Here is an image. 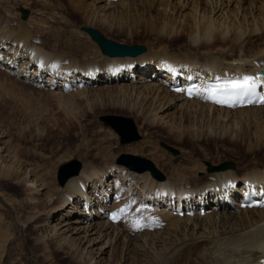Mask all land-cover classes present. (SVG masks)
Masks as SVG:
<instances>
[{
	"label": "rangeland",
	"instance_id": "obj_1",
	"mask_svg": "<svg viewBox=\"0 0 264 264\" xmlns=\"http://www.w3.org/2000/svg\"><path fill=\"white\" fill-rule=\"evenodd\" d=\"M177 1L179 0H173L171 3L176 7L174 16L178 20L175 23L178 29L170 26L164 27L163 21H157V9L159 10L157 5L150 9L144 7L141 4V0H119L115 2L116 4L113 3L108 11V23L110 26H114L111 31L107 30V26L87 22L79 11L70 6L72 0H0V44H2V41L3 43L6 41L7 46L4 47V55L13 51L14 53L20 52V55H24V58L29 56L28 52L32 56L39 54L38 57L49 55L47 57L50 59L59 56L63 59L61 62L64 69L70 66V62L79 61L78 65H80L86 57L90 58V60L91 58L92 60H98V62L107 58L102 54L99 46L91 37L81 30L82 27H90L99 30L107 39L116 43L127 46H145L148 52L144 55L151 53L160 57L169 56V58L173 55L174 61L176 63L180 62L177 63L179 66L190 62L192 64H188L195 65V70L205 67L208 54L212 51L214 55H216L215 51L216 53L219 52L216 56L220 64H222L221 66H227V61L230 63L232 59L239 60L241 52L245 54L246 50L249 53L252 45H256L251 41L252 37L249 32H247V35L242 36V39L239 36L238 39H235L236 35H228L223 42L216 37L217 41L214 39L210 44H206L208 42L200 38H196L198 39L196 40L194 36L188 33H190V27L192 28L195 22L199 20V15L195 19V13L190 9L181 11L178 7L179 5L176 4ZM257 5L260 6V0H254V2L246 0L244 6L251 10ZM22 8L30 11L26 21L22 19L20 12ZM247 15L250 17L251 12L247 11ZM256 15L253 14L251 19L253 20ZM243 19L244 16L241 17V20ZM181 24L186 28L182 29ZM171 28L174 32L170 31ZM179 29H182L184 34L178 32ZM170 34L173 35L171 36ZM20 38L27 40V44H24V46H27L26 52L20 51L24 46L19 47L20 50L15 49L17 43L18 45L21 43ZM245 42H248V44ZM6 47L8 48L6 49ZM220 50L223 52H220ZM188 54L195 58L187 56ZM177 57H179V60ZM173 58L171 56L170 59ZM128 59L133 60V58ZM198 59H201V62ZM226 59L227 61H225ZM189 60H192V62ZM199 64L200 66H198ZM135 78L137 77L135 76L133 81L137 82L136 86H138L137 89L140 91L143 84L140 83V78ZM109 85L108 87L106 82L97 83L96 87L84 85L77 90L84 89L86 91L80 97L77 95L76 90H67L66 92L50 90L42 86V84L41 86L40 84H34L28 78H20L9 70L0 68V138H3L0 143V154L7 155L8 153L9 158L12 156V160L8 164H11V166L20 165L23 171L31 174V176L34 175L29 183L19 181L13 176L11 178L3 176L4 173L0 176V264H90V260L85 259L87 253L99 251L101 253L102 251L107 252V255L104 256V261L111 255L114 258L113 264H121V260L125 256L126 235L138 233L137 231H130L128 218H125L118 225L113 224L115 229L106 230L105 233L112 234L116 232L119 235L117 240L113 241L112 248H108L111 246V242L109 244V239L105 238L96 241L95 243H98L97 246H94L92 242V246L89 248L88 245L79 244V242L72 244L71 240H65L64 237H59L58 239L54 235V230L58 228L56 225L62 223L58 221L63 213L62 210H58L60 206L58 198L62 196L67 187V184L65 185L66 187L59 186L58 170L62 165L73 160H78L82 163V172L85 168L92 167V169L94 168L93 170L108 173V169L111 167H113L114 172L122 168L116 164L119 156L131 154L153 162L156 168L166 177L164 182L169 181L173 185H178L176 182H178L180 176L176 174L179 173L180 169L192 168L196 172L194 173L196 177H205V174H209L207 163L219 166L226 162H234L236 165L234 173L235 175H240V177L250 175L254 171L264 172V140H259V138L264 137V107L262 109L256 107L261 110H255L248 116V120L251 122H249L250 126L242 127L246 132L249 131L251 140L241 142L240 139L238 140L233 135L230 137L221 135L218 136L219 138L222 137L220 139L214 136L209 137L210 139L205 138L202 141L199 137L194 138V136H191L189 138L186 136L184 143L180 144L175 136L164 130V126L172 124L168 123L170 118L179 116L177 107L169 112L170 118L166 119L164 117L166 120H159L155 116L161 117L162 115L160 112L156 113V111L152 110L153 105L150 97L147 98L146 95H144L145 97L142 95L137 96L136 93L129 92L122 93V97L128 99L125 101V105L123 104L124 106H111L108 105L109 100L104 101L103 98L105 97L101 96L108 93L107 90L112 93L114 89L115 92L112 94L115 95L118 91L116 89L120 87L118 83ZM12 100L15 104L11 102ZM141 100H145L144 103L143 101L140 102ZM180 104L179 102L178 105ZM133 106L136 107L138 112L142 111L147 114L145 119L151 121L152 124H147L145 119H142L133 109L129 110ZM232 112H237V110ZM105 115L132 119L137 126L141 140L122 145L120 137L115 131L100 120V116ZM233 117L240 119L241 116L236 113ZM240 126L239 128H241ZM255 134L260 136H254ZM197 140L198 142H196ZM248 146L252 149H257L251 152ZM171 149L178 151V154L171 151ZM3 151L6 152L4 153ZM192 163L195 166L192 167ZM201 168L205 172H201ZM123 170L126 173H131L125 168ZM91 176H93L92 173ZM34 180L35 182H32ZM108 180L111 185L109 190L114 193L108 201L112 203L109 209H116L122 205V198L125 195L123 193V185L119 186L118 177ZM187 182L188 179L185 180V183ZM139 191L141 192L140 189ZM117 192H119L120 197H117ZM142 192H144L141 193L142 195L145 194V189ZM105 206L107 207L108 205ZM140 206L138 205L135 209V213L144 214ZM147 206H150V204H144L145 208ZM153 207L155 211L158 210V225L154 228L157 229L145 232L154 233L163 229L169 230V222L172 223V219H169V221L168 216H166L167 213H164L165 215L162 214V208L156 209L155 206ZM234 208H237L235 212L243 213V209ZM105 212L107 215V210ZM135 213L132 216L129 215V217L131 219H141V215L138 213L136 215ZM203 214L202 216H204ZM151 215L154 216L155 212L152 211ZM97 216L98 218H95L93 223L105 222L104 220H99L101 216H99L98 212ZM65 219L66 217L64 216L63 220ZM181 219L185 218L181 217ZM87 224H92V222ZM214 230L222 231V228L214 227ZM95 238L96 236H92L89 241ZM148 244L151 245V242L149 241ZM114 245L116 250L113 249ZM197 246H204V244ZM75 253H78L77 256H80V258L83 256L82 260L78 257L76 258ZM156 253L155 250H152L147 259L143 254H139L142 258L131 254L133 256L132 262L137 261L136 264H152V257ZM195 258H197V255L193 254L191 263L196 260ZM179 262L182 264L184 257L180 258ZM92 264H95V261Z\"/></svg>",
	"mask_w": 264,
	"mask_h": 264
},
{
	"label": "bare ground",
	"instance_id": "obj_2",
	"mask_svg": "<svg viewBox=\"0 0 264 264\" xmlns=\"http://www.w3.org/2000/svg\"><path fill=\"white\" fill-rule=\"evenodd\" d=\"M141 1V4L146 8L151 9L154 5L159 7V10L157 9V21H163L164 27L170 26L178 29V27L175 26V23L178 20L174 16L176 13V7L171 3L173 0ZM202 1H205L206 4ZM245 1L246 0H179L176 2L181 11L183 9H190L193 11L196 16L195 19H197L199 15V20L195 22L192 28L190 27V33L188 34L194 36L195 39L200 38L207 41L208 43L205 42L206 44H210L217 38L223 42L228 35H236L234 37L235 39H238V36L242 39V36L247 35V32L251 34V41L256 45H252L251 49L249 48V53L244 49L245 54L241 52L242 54H239L241 58L237 57L239 60L232 59V62L230 61L229 63L227 58L225 60L228 62L227 66H221L222 64H220V61L216 56L219 54L218 49V53L215 51L216 55L212 53L213 51L208 54L207 60L205 61L206 68L203 66L204 68H197V70H195V65H190L192 64L190 62H188L190 64L187 62L185 64L181 63L182 65L179 66L177 63H180L178 61L180 55L177 57L178 60H176L178 62L176 63L173 55L170 53L169 55H171L173 59H170L171 56L170 58L169 56L160 57L151 53L144 55L148 50L146 53L142 54L143 56L140 55L135 58H111L103 54L100 46L92 38L91 39L99 46L102 54L107 57L102 61L98 62V60H92V58L90 60V58L86 57L80 65H78L79 61H69L70 64H68L70 66L63 69L64 66H62L63 64L61 62L63 59L59 56L50 59L47 57L49 55L38 57L39 54L32 56L28 52L29 56L24 58V55L21 56L20 52L14 53L11 51L10 54L4 55V63L2 66H5L7 70L20 78H28V80H31L34 84H40V86L42 84V86L47 87L50 90H61L63 92H66L67 90L77 91L84 85L87 87H96V84L101 82H106L108 87L110 86L109 84L112 85L118 83L120 88L116 89V91H118L115 95L112 94L115 92L114 89L112 90V93L110 90H107L108 93L101 96L105 97L103 98L104 101L109 100L108 105L122 107L125 101L128 100L127 98L125 99L122 97V93H136L137 96L142 95L143 97L146 95L147 98L150 97L152 100V110L156 111V113L160 112L162 115L161 117H155L163 121L170 118V115H168L169 112L171 109L177 107L179 116L170 118L168 123L172 124L164 126V130L175 136L180 144L184 143L183 141L184 138H187L186 136L189 138L191 136H194V138L199 137L203 141L205 138L209 137L216 136L217 138L221 135H228L230 137L233 135L237 137L238 140L240 139L241 142H246L251 140L249 136L250 133L249 131L246 132L242 127H249L250 120H248V116L255 112V110H261L262 107H260L261 109L256 107H248L240 110L237 109V112H232L234 110L228 111V109L217 108L211 105L210 98L207 95L208 89L204 88V85L209 81L214 82L210 85L215 84L217 86L222 79L241 77L243 74L256 75L257 72L260 73L264 70V0H260V6L257 5L251 10L244 6ZM252 2H254V0H252ZM113 3L115 2H112L111 0H72L70 6L79 11L87 22L107 26V30L109 29L112 31L114 26L112 27L108 23L109 17L107 15L110 6L113 5ZM247 11L251 12L250 17H248ZM253 14L257 15L252 20L251 17ZM242 16H244L245 20H241ZM182 24L180 26L184 29L185 26ZM182 29H179L178 32L184 34ZM170 31L174 32L172 28ZM24 39L20 38V46L17 43L15 49L20 50L19 47L27 44V40ZM5 42L3 43L2 41V44H0V54L3 53V46H7ZM246 44H248V42ZM218 46L220 47V45ZM211 48H213V46H211ZM25 50L27 51L26 45L24 48L22 47L20 51L26 52ZM221 50L220 52H223ZM189 54L187 56H189ZM128 58H133V60ZM194 58L192 59L194 60ZM186 60L188 61L187 58ZM189 61L192 62V60ZM199 61L201 62V59ZM88 62L89 64H87ZM198 66H200V64ZM176 68H179L183 73L182 79L185 88V82L188 78H191L192 80L196 78L199 80L198 88L196 90L198 96L194 99H187L184 95L171 90L173 77L170 73ZM135 76L140 78V83L143 84L140 91L137 89V82L133 81ZM84 93H86L84 89L77 91L78 96ZM142 101L144 103L145 100H141L140 102ZM11 102L14 101L12 100ZM179 102L181 103L180 105H178ZM132 109L134 112L138 113L142 119H145V115L147 114L142 111L138 112L134 106L129 108V110ZM236 113L240 114V119L233 117ZM164 117L166 119H164ZM148 118L150 119V117ZM145 122L149 125L152 124L148 119H145ZM239 126L241 128H239ZM115 133L120 137L116 131ZM254 136L259 137L260 135L255 134ZM2 140L3 138L1 137L0 143ZM259 140H264V137L259 138ZM196 142H198V140ZM255 149L257 148L252 149L249 147L251 152ZM3 152L5 153L6 151ZM9 157L8 153L7 155H3V153L0 154V176L4 173L3 176L10 178L13 176L19 181H25L27 183L31 182V177L34 175L31 176V174L23 171V168H21L20 165L11 166V164H8L12 160V156L11 158ZM117 166L122 168H116V173L113 171V167L108 169V173L111 174L104 171L93 170L94 168L92 169V167L85 168L83 172L81 171V177H74L67 182V187L65 186L66 189L64 190V193L58 198V203L60 204L58 210H62L63 213L60 219H58V221L62 223L56 225L58 228L54 230L55 237L58 239L59 237H64L65 240H71L70 242L72 244L79 242V244L88 245L89 248L92 246V242L94 246H97L98 243L95 242L99 241V239L101 240L105 238L109 239V244L111 242V246L108 248H112L113 241L117 240L119 235L116 234L115 230H113L115 233L112 234L105 233L106 230H112V228L115 229V227L103 216L106 214L103 210L106 209V202H108L114 194L109 190L111 185L108 182V179L118 177L120 181L119 186L123 185V193L125 194L122 198V201H124L122 204L123 207H126L127 205L126 208H128V197H132L136 191L135 195H139L137 198L138 204L141 205L140 207H143L144 204H152L156 209L162 208L161 212H163L162 214H168H166L168 220L172 219V223L169 222L170 227H167L169 230L165 228L166 230L163 229L154 233H149L145 231H155L157 228L145 231H139L140 229H138L137 234H135V232L126 235L127 243L126 245L124 244L125 256H123L121 264H136L137 261L134 263L132 262L133 256H131V254L135 256L137 255L138 257H141L139 254H143L147 259V256H150L152 250L157 252L155 256L152 257V264H180V258L183 257L184 262L182 264H261V261L264 259V209H246L243 210V213H237L235 212L237 208L234 207L240 208L241 199L238 193L243 190L244 187L264 189V172L254 171V173L250 175L240 177V175H235L234 171L228 170L222 172H208L209 174H205V177L198 178L194 174L196 172H194L192 168H184L180 169L179 173L176 174L180 176V179L176 182L178 185H173L169 181H157L151 177L152 175H150V172L140 174L132 172L124 166ZM193 166H195V164H193L192 167ZM123 168L131 173H126ZM201 170V172H205L202 168ZM91 173L93 176H91ZM186 179H188L187 183H185ZM32 182H35V180ZM144 189L145 194L142 195L141 193H144L142 192ZM226 193H228L229 198L224 196ZM117 197H120L119 192H117ZM230 199L231 202L229 203ZM96 211L99 216H101L99 220H104L105 222L93 223L94 219L98 218ZM175 211H186L189 212L190 216H185V219H181V217L173 214ZM202 214L204 216H202ZM64 216L66 217L65 220H63ZM106 216L108 218L109 213ZM91 221L92 224L88 225L87 223ZM214 227H221L222 231H215ZM171 228L173 229L170 230ZM92 236H96V238L89 241V238ZM61 239L63 240V238ZM149 241L151 242V245L148 244ZM201 244H204V246H197ZM115 248L114 245L113 249ZM77 254L78 253H75L76 258L78 257ZM193 254H196L197 258L191 263V256ZM105 255H107V252L105 251H102V253L101 251L96 253L88 252L85 259L90 260V264H92L93 261H95V264H113V256L109 255L108 259L104 261ZM78 258H80V256ZM82 258L83 256H81L80 259L82 260ZM85 259L84 261H86Z\"/></svg>",
	"mask_w": 264,
	"mask_h": 264
},
{
	"label": "water",
	"instance_id": "obj_3",
	"mask_svg": "<svg viewBox=\"0 0 264 264\" xmlns=\"http://www.w3.org/2000/svg\"><path fill=\"white\" fill-rule=\"evenodd\" d=\"M22 14V19L27 20L30 11L27 9H20ZM81 30L90 35V37L100 46L104 55L111 58L114 57H138L147 52V48L141 45L127 46L123 44L116 43L112 40L107 39L99 30L89 27H82ZM100 120L108 127L115 130L121 137V144L133 143L141 140V136L137 131L135 122L130 118H125L122 116L115 115H105L100 116ZM167 148V146L164 145ZM174 151L178 154V151ZM117 165L124 166L132 172L145 173L150 172L152 177L158 181H164V175L156 168V166L148 159L131 155L122 154L117 159ZM207 166V171L212 172H222L226 170L236 169L234 162H226L221 164L219 167H213L209 164ZM83 169V165L78 160H73L69 163L62 165L58 170V183L59 186L63 187L67 182L80 175Z\"/></svg>",
	"mask_w": 264,
	"mask_h": 264
},
{
	"label": "snow or ice",
	"instance_id": "obj_4",
	"mask_svg": "<svg viewBox=\"0 0 264 264\" xmlns=\"http://www.w3.org/2000/svg\"><path fill=\"white\" fill-rule=\"evenodd\" d=\"M230 87L232 89H236V90H240L241 94H243L245 91L250 90L252 88L255 87L254 83H253V79L250 77H245L244 80L242 82H233ZM229 99H234L232 97H230ZM217 102L219 103H226L228 102L227 99L224 100H218Z\"/></svg>",
	"mask_w": 264,
	"mask_h": 264
}]
</instances>
